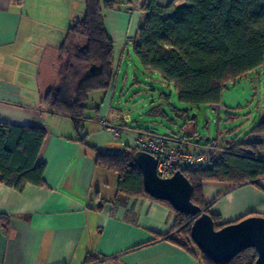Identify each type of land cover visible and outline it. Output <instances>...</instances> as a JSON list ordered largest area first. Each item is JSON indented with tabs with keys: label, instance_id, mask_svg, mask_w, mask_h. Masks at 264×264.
I'll return each instance as SVG.
<instances>
[{
	"label": "crops",
	"instance_id": "crops-1",
	"mask_svg": "<svg viewBox=\"0 0 264 264\" xmlns=\"http://www.w3.org/2000/svg\"><path fill=\"white\" fill-rule=\"evenodd\" d=\"M78 1L0 0V122L45 131L37 157V163L45 166L44 185H27L19 192L5 186L0 176V264H87L88 258H93L88 264H201L167 240L173 234L175 215L152 198L120 193L118 176L96 166L93 155L78 141L83 137L106 153L122 154L136 148L138 132H151L124 115L118 103L113 107L120 74H115L109 91L91 94L98 96L87 106L79 136L71 119L49 112L43 104V96L57 81L58 52L67 29L83 17ZM105 1L116 6L104 15L114 44L115 70L119 49L136 36L147 17L143 6L149 0ZM171 1L155 3L165 7ZM182 4L183 0L174 1L177 7ZM247 76L260 88L264 62L242 79ZM133 81L138 82L135 76ZM254 110L239 140L217 141L223 148L244 143L264 119V94L263 98L259 94ZM177 113L184 119L183 113ZM103 121L120 128V137L113 139L103 131ZM168 137L174 146L196 153L207 147L202 141L194 143L202 137L194 127ZM257 154L263 159L264 147ZM202 191L216 226L264 213V178L242 187L204 181Z\"/></svg>",
	"mask_w": 264,
	"mask_h": 264
},
{
	"label": "trees",
	"instance_id": "trees-1",
	"mask_svg": "<svg viewBox=\"0 0 264 264\" xmlns=\"http://www.w3.org/2000/svg\"><path fill=\"white\" fill-rule=\"evenodd\" d=\"M174 1L161 7L149 0L143 6L147 17L129 40L136 59L145 72L173 85L181 103L192 108L219 105L224 85L235 83L264 62V0H183L179 7ZM114 6L110 1L84 0L83 17L69 26L58 52V82L42 98L49 112L71 119L78 136L87 120L89 96L109 91L115 77L114 44L108 37L103 14V9ZM178 112L185 115L187 110ZM254 135H264V119L252 128L244 143L226 148L222 161L213 169L181 171L191 185L192 204L208 213L209 204L203 199L204 181L242 187L249 182L256 185L264 178V158L257 154L263 146L250 138ZM44 139L45 131L38 127L0 122V176L5 186L20 192L27 185H44L45 166L37 163ZM78 141L93 155L96 166L118 176L120 193L151 198L143 190L139 170L130 166L137 148L114 154L88 145L83 137ZM158 202L175 215L173 234L167 240L194 256L189 249V244L194 245L190 239L192 217L175 212L166 202ZM260 217L264 218V213ZM212 219L215 222L216 218ZM219 228L216 226V230ZM176 237H182L183 242ZM255 258V252L249 249L227 264H253ZM92 261L88 258L86 263ZM200 261L216 264L201 253Z\"/></svg>",
	"mask_w": 264,
	"mask_h": 264
},
{
	"label": "rangeland",
	"instance_id": "rangeland-1",
	"mask_svg": "<svg viewBox=\"0 0 264 264\" xmlns=\"http://www.w3.org/2000/svg\"><path fill=\"white\" fill-rule=\"evenodd\" d=\"M78 7L79 11H84L82 0L78 1ZM115 7L103 9V14L114 10ZM120 9L124 11L122 7ZM118 56L120 60L115 74L116 77L120 75L117 79L113 107L118 103L117 107L124 115H128V118L156 135L169 136L177 134L181 129L194 127L200 136L212 141L221 143L233 137L239 140L249 127V118L255 116L254 108L259 94L263 98L264 84L256 88L247 76L235 83H229L222 91L218 111H213L206 105L192 108L178 100L173 85L161 82L156 74L147 75L144 72L136 59L131 42L119 49ZM134 76L138 82L133 81ZM56 80L55 84L58 82V75ZM97 96L98 93L91 95L87 106H90ZM180 110H187L184 119L178 116L177 112ZM176 239L183 242L182 237ZM189 249L200 260V253L195 246L189 244Z\"/></svg>",
	"mask_w": 264,
	"mask_h": 264
},
{
	"label": "water",
	"instance_id": "water-1",
	"mask_svg": "<svg viewBox=\"0 0 264 264\" xmlns=\"http://www.w3.org/2000/svg\"><path fill=\"white\" fill-rule=\"evenodd\" d=\"M94 71V66L90 72ZM207 143L209 138H198ZM155 158L143 151L133 154L130 166L136 167L142 179L144 192L156 201L168 203L179 213L192 217L190 239L197 250L216 264H227L245 250H253V264H264V218L251 216L216 230L212 216L191 203L192 188L183 172L176 171L170 178L161 179L156 174Z\"/></svg>",
	"mask_w": 264,
	"mask_h": 264
},
{
	"label": "built area",
	"instance_id": "built-area-1",
	"mask_svg": "<svg viewBox=\"0 0 264 264\" xmlns=\"http://www.w3.org/2000/svg\"><path fill=\"white\" fill-rule=\"evenodd\" d=\"M224 85L223 88H227ZM213 111H218V105L209 106ZM127 121L129 122L128 118ZM103 131L109 133L113 139L121 135V129L112 127L103 121L101 123ZM253 140L262 142L264 147V135H254L250 137ZM135 146L138 150L152 155L156 164V174L161 179L170 178L176 171L185 172H205L213 169L222 161L226 153L216 140L211 141L203 151L196 153L191 150L178 148L174 146L173 141L168 136L156 135L152 132H138L134 139Z\"/></svg>",
	"mask_w": 264,
	"mask_h": 264
}]
</instances>
